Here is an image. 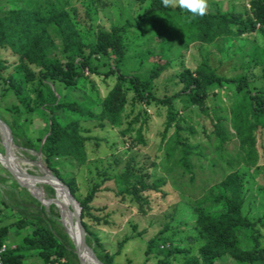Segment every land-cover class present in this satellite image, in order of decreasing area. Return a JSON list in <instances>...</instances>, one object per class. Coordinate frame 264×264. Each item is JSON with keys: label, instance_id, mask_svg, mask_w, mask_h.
<instances>
[{"label": "trees", "instance_id": "trees-1", "mask_svg": "<svg viewBox=\"0 0 264 264\" xmlns=\"http://www.w3.org/2000/svg\"><path fill=\"white\" fill-rule=\"evenodd\" d=\"M80 1L0 0V55L8 50L16 58L9 65L0 57V101L11 112L6 121L23 146L40 150L52 173L80 203L82 224L98 259L103 264H119L116 254L103 246L92 229L113 221L112 212L103 213L93 205L98 191L111 179L120 199L145 214L151 206L148 194L162 191L165 180L152 177L131 155L120 172H101L103 179L79 196L75 172L88 160L87 143L98 142L84 122L96 121L101 127L110 123L130 148L140 149L148 145L143 134L150 119L146 106L164 107L163 136L174 130L165 154L166 161L174 162L172 170L180 168L182 175L194 179L193 157L200 154L201 146L182 132L193 136L196 125L206 137V120L220 150L236 137V162L256 167L258 139L264 136V47L255 44L249 51L253 39L246 35L264 33V0H250L243 9H206L203 16L181 9L174 0H169L168 7L161 0H134L133 16L111 29L96 27L89 7L81 4V10ZM220 38L245 39L242 47L229 54L239 56V72L221 74L205 57L195 68L184 67L168 77L170 85L165 84L161 93L159 79L172 66L176 43L213 44ZM246 55L250 57L245 61ZM92 74L115 76L107 94H101ZM221 88L232 93L228 94V110L217 102L209 105V98H215ZM6 96L13 100L6 102ZM36 117L43 127L34 135L29 132ZM226 162L232 165L234 160ZM46 190L55 196L50 185ZM32 198L40 206L34 218L22 215L1 224L4 214L0 208V240L8 241L14 233L4 254L5 264H27L26 258L32 255L42 264H78L72 240L56 228L58 207L50 204L48 212ZM244 204L242 177L234 171L194 201L191 224L186 219L169 222L149 238L143 264H221L225 259L232 264H264L259 233L264 217L250 218L243 211ZM180 223L187 224L186 232Z\"/></svg>", "mask_w": 264, "mask_h": 264}, {"label": "rangeland", "instance_id": "rangeland-1", "mask_svg": "<svg viewBox=\"0 0 264 264\" xmlns=\"http://www.w3.org/2000/svg\"><path fill=\"white\" fill-rule=\"evenodd\" d=\"M249 2L250 0H205L206 9L222 10L231 7L243 9L244 6H249ZM81 4L89 7L94 25L104 29H111L112 26L123 22L127 17L133 16L135 9L134 0H81L78 5L83 10L84 7ZM177 4V0H174V5ZM246 37L253 39V44H249L247 47L249 51L255 44L259 48L264 47V33L258 31L253 35H246ZM244 44L245 39L231 40L229 38H220L213 44H202L198 41L190 44L176 43L172 66L159 79L161 93L165 84L170 85L168 77L181 72L184 67L195 68L205 57H208L210 64L221 74L239 72L241 70L239 56L233 57L229 54ZM0 57L4 58L9 65L16 59L15 55L8 50H2ZM249 57L246 55L244 60H248ZM91 77L97 83L102 95L107 94L115 83V76L112 74H92ZM228 94L232 93L225 88L216 90V97L209 98V105L213 106L217 102L228 110ZM72 95L75 97L74 92ZM4 99L6 102L13 100L11 96H6ZM3 102L0 101L1 118L4 120L11 119V112L6 110ZM146 110L150 119L143 128V134L148 145L140 149L130 148L129 143L121 136L119 129L110 123L101 127L96 121L84 122L85 126L91 128V134L98 137V144L94 139L87 143L88 160L75 172L78 184L77 194L81 197L85 196L96 180L101 181L103 179V176L100 175L101 172L107 170L109 175L120 172L131 155H135L139 162L146 166L152 177L164 178L165 180L162 191L148 194L151 206L145 214L139 213L127 200L120 199V195L115 193L114 182L111 179H107L98 191L93 205L104 210L103 213L112 212L113 221L108 226H94L92 229L97 231L103 246L110 253L116 254V261L119 264H143L145 261L144 248L149 238L158 233L169 222L175 223L178 220L186 219L191 224L190 216L194 211V201L204 197L213 184L222 181L234 171H237L242 177L245 191L244 213L252 219L264 217V136L258 139L260 154L258 164L256 167L248 168L236 162V154L238 153L236 137H233L220 150L219 143L212 138L208 120L205 122L206 137H204L200 134L198 127L188 119V123H193L195 126L196 133L193 136H188L187 132L183 131L182 134L191 143L201 146L200 154L193 157L194 179L190 180L189 175L181 174L180 168L172 170L174 167L173 160L166 161L165 154L169 150L168 141L173 136L174 130L172 129L167 133L166 137L163 136L166 119L165 108L154 105L146 106ZM133 116L134 114L128 120ZM194 119L198 118L194 116ZM125 121L127 120L125 119ZM41 127H43V121L36 117L29 133L36 135ZM5 141L4 134L0 132V159L2 160L6 158L2 156L5 152ZM13 145L10 151L16 156V160L11 154L8 159L18 170L16 173L20 181L34 194L42 197L49 196L46 190L48 184L39 183L42 180L40 177L29 176V173L33 175L43 174V171L35 163V156L21 152ZM29 156H32L33 159ZM115 159H118V162ZM228 159L234 160V163L228 165L226 162ZM0 164L2 165L0 208L4 214L1 224H10L22 215L30 218L36 217V214H40V206L32 198L36 197L15 179L1 161ZM37 186L43 188L44 191L42 192ZM55 196H57L56 193ZM42 205L46 211L50 212V204ZM22 210H26V213ZM71 210L76 212L77 216L78 208L75 201H73ZM52 219L56 225L57 220L54 217ZM59 223L56 225L57 230L61 233L66 232L60 218ZM64 223L68 225L65 220ZM186 225L180 223L179 227L186 232ZM25 232L26 230L22 231L21 235L16 236V239H19ZM259 233L261 235L260 240L264 245V227L260 226ZM11 235L14 237V233ZM12 236L8 240L9 243L14 241ZM80 255L83 258L81 250ZM26 263L42 264V261L36 255H32L26 258ZM221 264L232 263L225 259Z\"/></svg>", "mask_w": 264, "mask_h": 264}, {"label": "water", "instance_id": "water-1", "mask_svg": "<svg viewBox=\"0 0 264 264\" xmlns=\"http://www.w3.org/2000/svg\"><path fill=\"white\" fill-rule=\"evenodd\" d=\"M0 125H3L4 127H7L12 132L11 142H13L15 147H17L23 153H28L30 155L35 156V158H36L35 161L36 162L42 161V163L44 165L45 174H43V175H33V174L29 173V176L42 178V180L39 183H46V184L50 185L55 190L56 195H57L56 187H59L64 195H66L69 199L73 198L75 200V202L77 204V208H78V213H77L76 218L75 219L73 218V220H71V224L72 225H76L77 224V226L79 228V233H80L81 239L78 240V241H75L71 231H69L66 228V225L64 224V219H63V216H62V212H61V210L59 208V200H58L57 196L50 197L48 195H45V197L44 196L42 197V196H39L37 194H34L26 185H24L20 181V178H19V176L16 173V172H18V170H16V167L8 159V157H10L11 151H10V146L6 143V141H5V144H4L5 145V152L2 155L3 157H6V158H4L3 160L0 159L2 164L4 166H6L7 170L11 172V174L15 177V179L22 186H24L26 189H28L33 196H35L40 202H42V204H44V205L55 204L59 208L60 220H61L63 226L65 227V230H66L69 238L72 240V242L74 244V250H75L76 255H77L78 264H83V260H82L81 255H80V249H81L82 246H84V244L92 252L97 264H103L98 259V257L94 253L93 249L89 245V237H88V234H87V232H86V230H85V228H84V226L82 224L80 203L73 196V194L71 193L68 185L66 183H64L59 177H57L55 174L52 173V171L48 167V165H47V163H46V161L44 159V156L42 155L40 150H34V149L26 148L25 146H23V144L21 143V140L19 139L16 131L12 128L10 123H8L6 120L0 118ZM37 187H39V186H37ZM39 188L41 189L42 192L44 191L43 188H41V187H39ZM42 195H43V193H42ZM44 200H47L48 203H45Z\"/></svg>", "mask_w": 264, "mask_h": 264}, {"label": "bare ground", "instance_id": "bare-ground-1", "mask_svg": "<svg viewBox=\"0 0 264 264\" xmlns=\"http://www.w3.org/2000/svg\"><path fill=\"white\" fill-rule=\"evenodd\" d=\"M0 132H2L4 134V136L7 138L6 139V143L11 148L13 143L11 142L10 133L6 130V127H4L3 125H0ZM10 154L16 160V156L12 152ZM35 163L38 165V168L43 171V174H45L44 165H43L42 161H38V162L35 161ZM56 190H57V198L59 200V206H60L59 208H60V210L62 212V216L65 218L64 220H66L68 225H66L65 223L64 224L66 225V228L69 231H71L75 241H78V240L81 239V236H80V233H79V228H78L77 224L76 225H72L71 224V220H73V218H76V212L71 210V206L73 205V201H75V200L73 198L69 199L66 195H64L59 187H56ZM80 250H81V253H82V256H83V258H82L83 264H97L92 252L89 250L88 247H86L85 244H84V246L81 247Z\"/></svg>", "mask_w": 264, "mask_h": 264}, {"label": "clouds", "instance_id": "clouds-1", "mask_svg": "<svg viewBox=\"0 0 264 264\" xmlns=\"http://www.w3.org/2000/svg\"><path fill=\"white\" fill-rule=\"evenodd\" d=\"M164 7L169 6V0H161ZM178 6L181 9H187L194 16L205 15L206 3L205 0H177Z\"/></svg>", "mask_w": 264, "mask_h": 264}, {"label": "built area", "instance_id": "built-area-1", "mask_svg": "<svg viewBox=\"0 0 264 264\" xmlns=\"http://www.w3.org/2000/svg\"><path fill=\"white\" fill-rule=\"evenodd\" d=\"M10 246L11 245L8 241H1L0 240V264H5L4 254Z\"/></svg>", "mask_w": 264, "mask_h": 264}, {"label": "crops", "instance_id": "crops-1", "mask_svg": "<svg viewBox=\"0 0 264 264\" xmlns=\"http://www.w3.org/2000/svg\"><path fill=\"white\" fill-rule=\"evenodd\" d=\"M1 175H2V165L0 164V180H1ZM0 187H2L1 186V181H0ZM3 222V221H2Z\"/></svg>", "mask_w": 264, "mask_h": 264}]
</instances>
